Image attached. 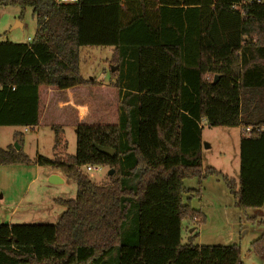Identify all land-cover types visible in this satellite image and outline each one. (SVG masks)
Instances as JSON below:
<instances>
[{"label":"trees","instance_id":"trees-1","mask_svg":"<svg viewBox=\"0 0 264 264\" xmlns=\"http://www.w3.org/2000/svg\"><path fill=\"white\" fill-rule=\"evenodd\" d=\"M6 6L30 8L36 32L26 44L0 42V127L45 122L53 150L62 126L74 127V155L35 164L74 182L76 196L55 200L64 209L55 225L1 224L0 264H242L236 245L182 242L183 220L203 222L190 206L200 190L184 181L222 179L238 210L264 208V3L0 0ZM84 47L130 52L135 86L124 76L85 80ZM112 61L119 69L115 54ZM70 99L81 109L63 105ZM202 122L243 131L236 181L202 167ZM29 163L21 148H0V165ZM87 165L113 169L110 183H93L81 171Z\"/></svg>","mask_w":264,"mask_h":264},{"label":"rangeland","instance_id":"rangeland-1","mask_svg":"<svg viewBox=\"0 0 264 264\" xmlns=\"http://www.w3.org/2000/svg\"><path fill=\"white\" fill-rule=\"evenodd\" d=\"M264 3V0H258ZM36 21L30 8L18 6L0 7V42L26 44L33 39ZM115 54L122 63L118 66L112 61ZM112 48L84 47L79 50V70L85 80L109 84L124 76V80L133 88L136 83V61L134 56ZM116 67L113 72L111 68ZM118 70V71H117ZM112 73V74H111ZM116 74V75H115ZM126 86V85H125ZM103 97L101 93L93 95L92 101ZM79 102H77L78 104ZM88 106H90L87 100ZM100 106L99 109H104ZM94 112L95 107H91ZM113 121L116 118L112 110ZM104 121H112L110 119ZM70 121L77 123L70 119ZM201 164L213 168L222 175L237 180L239 173V140L243 131L239 127H208L201 124ZM20 134L19 147L30 160L29 164L0 165V225H55L63 207L55 200H73L76 185L72 181L62 184L49 183L51 169L35 164L37 156L51 160L57 154L74 155L76 150L75 129L62 126L58 140L60 145L53 150L54 131L41 121V125L25 131L19 127H0V148L14 146V135ZM66 149H63V145ZM108 167L86 174L98 186L110 183ZM114 172V170L112 169ZM187 188H198L199 197H192L190 206L203 216V222L183 220L181 238L183 243L191 239L194 245L231 246L240 249L242 264H264V244L258 243L264 234V208L242 212L235 206V200L222 179L208 177L200 184L195 179L185 180ZM198 218V217H197ZM199 220V219H198ZM130 240V237L127 239ZM104 264H115L109 258Z\"/></svg>","mask_w":264,"mask_h":264},{"label":"water","instance_id":"water-1","mask_svg":"<svg viewBox=\"0 0 264 264\" xmlns=\"http://www.w3.org/2000/svg\"><path fill=\"white\" fill-rule=\"evenodd\" d=\"M115 68L116 67L111 68V72H113ZM13 147H14L15 151H19V149H20V147L17 144H14ZM96 150L99 153H101L103 155H106L107 157H110V158L113 157V154H114V151L112 149L102 148V147H99V146H96ZM108 175L112 176L113 175V171L110 170L108 172ZM48 181H49V183L54 184V185L62 184V180L57 175H51L49 177Z\"/></svg>","mask_w":264,"mask_h":264},{"label":"crops","instance_id":"crops-1","mask_svg":"<svg viewBox=\"0 0 264 264\" xmlns=\"http://www.w3.org/2000/svg\"><path fill=\"white\" fill-rule=\"evenodd\" d=\"M71 92H73V91H68L67 92V94L68 93H71ZM66 94V95H67ZM77 102L76 101H74V99L72 100V99H70V100H68V101H65L64 103H63V105H67V107L69 108V107H72V108H75V109H79L80 107H79V105L78 104H76ZM81 109V108H80ZM203 123V122H202ZM72 127V126H71ZM72 128H74V127H72ZM51 175H57L61 180H62V183H64L65 181H66V179L62 176V174L61 173H59V172H53L52 170H51V172H50V174L48 175V177H50ZM190 189H193V188H190Z\"/></svg>","mask_w":264,"mask_h":264},{"label":"built area","instance_id":"built-area-1","mask_svg":"<svg viewBox=\"0 0 264 264\" xmlns=\"http://www.w3.org/2000/svg\"><path fill=\"white\" fill-rule=\"evenodd\" d=\"M26 130H28V129H25V131ZM244 133L249 134V129H245ZM100 169H101V167H99V166H91V165H87V166L83 167L84 173H90L93 171H100Z\"/></svg>","mask_w":264,"mask_h":264}]
</instances>
